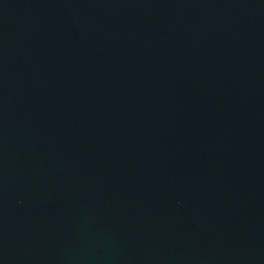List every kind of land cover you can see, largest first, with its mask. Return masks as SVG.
Wrapping results in <instances>:
<instances>
[{
  "label": "water",
  "instance_id": "95a60500",
  "mask_svg": "<svg viewBox=\"0 0 264 264\" xmlns=\"http://www.w3.org/2000/svg\"><path fill=\"white\" fill-rule=\"evenodd\" d=\"M0 264H264V0H0Z\"/></svg>",
  "mask_w": 264,
  "mask_h": 264
}]
</instances>
